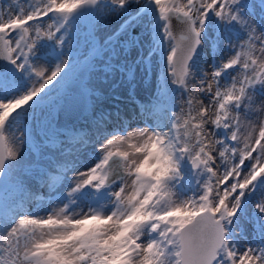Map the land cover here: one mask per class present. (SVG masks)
I'll list each match as a JSON object with an SVG mask.
<instances>
[{"label": "snow or ice", "instance_id": "1", "mask_svg": "<svg viewBox=\"0 0 264 264\" xmlns=\"http://www.w3.org/2000/svg\"><path fill=\"white\" fill-rule=\"evenodd\" d=\"M147 6L154 24L142 15ZM249 6L264 13V0H27L0 8V184L22 194L11 217L0 216V264H264V22ZM85 9L124 17L104 45L93 32L90 40L97 55L123 58L129 86L134 70L147 76L152 54L163 55L162 99L145 111L143 127L108 131L104 113L92 118L94 135L74 139L96 160L41 177L47 206L29 208L24 177L13 173L22 146L33 145L36 112L94 67L71 59L73 21ZM137 25L139 37L131 34ZM210 28L216 35L206 45ZM206 46L212 63L198 69ZM169 85L180 90L178 104L167 102ZM63 134L46 131V144ZM241 218L253 228L243 245Z\"/></svg>", "mask_w": 264, "mask_h": 264}, {"label": "bare ground", "instance_id": "2", "mask_svg": "<svg viewBox=\"0 0 264 264\" xmlns=\"http://www.w3.org/2000/svg\"><path fill=\"white\" fill-rule=\"evenodd\" d=\"M197 66L199 67V64ZM99 68L101 67L99 66ZM149 68L150 71L147 76H144L138 69L134 70L135 82L131 86L126 83L129 79L127 72L121 67L117 68L115 69V76L112 77V80L110 79L111 81L108 80L102 83L101 80H97L94 84V89L89 90L87 98L88 103L95 108L94 116L104 113V125L108 131H119L121 126L125 129L129 127L136 128L145 126V123L141 124L137 121L133 122V120L135 118L145 120V111L154 110L158 102L161 101V96L154 90L155 85H159L156 75L159 73L160 69L157 67L155 61L150 64ZM108 93H112V98L116 101L103 99L109 96ZM151 95H153L152 98L154 100L151 98ZM139 98L141 99L140 102L138 101ZM132 101H135L134 105ZM116 109L119 110L118 116L116 115ZM122 112L128 115L123 117ZM83 116H85V114L81 117L83 118ZM91 121L92 118H86L84 123L73 126L74 131H68L64 136L61 135L62 137H60V140L55 145L46 144V137H44L46 131L50 130L55 132L53 129H45V131L41 132L38 130L36 134L33 135V139H36L37 142L35 143L33 141L34 145H25L22 147L23 157L29 160L24 168L28 171H24L20 167L14 170L13 174H20L24 177V195L30 193L31 197L36 194L44 196L45 199L39 202L38 205L43 204L47 206L45 179H41V177L47 178L50 175L59 174L62 170L70 168L73 164H75L76 167L82 168L94 162L96 158L95 154L92 153H95V151L91 150L90 146L82 145L74 139L76 135L82 136L85 140L89 135H94ZM148 122L153 123L151 117L148 118ZM60 141H62V143ZM75 144L78 145V148L75 150H81V153H84V158L82 160H78L72 151H68V153L65 152L68 150L65 149V145L75 146ZM69 175L71 176V173H69ZM7 191H9V194L6 196L14 199V201H11L10 208L7 212V217H11L16 210V204L19 202L22 194L14 185L6 181V186L0 191V193L2 192L0 196H4L3 193ZM32 199L25 202L26 207L35 208L38 206H32Z\"/></svg>", "mask_w": 264, "mask_h": 264}, {"label": "rangeland", "instance_id": "3", "mask_svg": "<svg viewBox=\"0 0 264 264\" xmlns=\"http://www.w3.org/2000/svg\"><path fill=\"white\" fill-rule=\"evenodd\" d=\"M250 2L257 3V0H250ZM9 5H11L13 9H15L18 5L27 6V0H0V8L4 9L5 11L8 10ZM132 11L133 13H135L136 11L135 7L132 9ZM248 11L251 14L255 15L258 21L264 22V13L261 12L259 7L253 8L249 6ZM142 15L145 17L146 20L150 19L153 24L155 23L154 11L151 6H147L144 12L142 13ZM123 19L124 17H117L113 14H108V13L98 11V10L88 11L74 19L73 33H72L73 45H72L71 59L73 61L79 62L81 66H84L89 63L94 65L93 69L89 70L86 76L84 77V79L82 80V83H81L82 87H85L88 90H91V89L93 90L95 87L94 84L97 82V80H101L102 83L108 80L111 81L112 77L115 76V69L120 68L121 60L123 58L112 55L111 50L105 51L102 55H97L94 51H92V43L90 40V34L93 32V36H94L96 44L102 46L104 45L105 40H107L109 36L113 35L118 30L119 25L123 22ZM216 23L217 22H216L215 17H211L210 24L215 25ZM137 26H138V30L135 34L131 33L132 36H135V37L140 36L143 29H142V26L140 25H137ZM149 27H151V25H149ZM215 35L216 33L210 28L208 30V36L205 38L206 45H209L210 41L215 38ZM146 39L149 42L151 41L152 39L151 32L148 33ZM123 42H124V38L121 37L119 44L122 45ZM65 51H67V49H65ZM131 58L138 60L139 50H134L131 55ZM150 59H152V63H154L155 61L157 67H159L160 69L159 73L156 75L159 85L158 86L155 85L154 90L157 93H159V95L161 96V88L164 85V76L166 72V63L164 62L163 55L159 52H154L152 54V57H150ZM196 59H197V65L199 64V67L197 66L198 69L202 67L206 70L207 66L212 63L211 48L207 46L203 48V50L201 51V55L197 57ZM49 62L55 63L56 60L55 58H50ZM99 66L101 68H99ZM106 67H107V70H106ZM197 74L200 75L199 71L197 72ZM64 94H66V92L64 91V88L63 90L59 92L53 91L51 93L52 99L44 107L43 112L42 113L36 112V125L34 122L31 123L30 125L33 128V135L36 134L38 130L39 132H41V131H45V129H53L57 133H60L62 131L64 133L62 136H64L65 134L68 133V131H74L73 126L84 123L86 118L88 119V118L95 117L94 116L95 108L89 104L90 105L89 108L91 109V111L90 112L88 111L85 114V116H83V118L85 119L80 117L79 121L77 122L75 121L71 124H67L61 127H55L54 126L55 112L60 105V97ZM108 95L109 96H107L106 98L104 97L103 99L115 100L114 98H112L113 97L112 93L111 94L108 93ZM180 95H181L180 90L176 88V86L169 85V91H168V96H167L168 98L167 102L169 104L173 103L175 100L178 104L180 101ZM152 96L153 95H151V98ZM260 99L261 97H259L258 95L257 103H259ZM140 100L141 99L139 98L138 101L140 102ZM134 102L135 101H132L133 105H134ZM117 112H119V110H117ZM122 114H123L122 115L123 117H126L128 115L127 113L125 114L124 112H122ZM134 120L133 122L137 121V122H140L141 124L145 123V120H140V118H135ZM41 121H43V124H41ZM14 131H15L16 136H23V131L21 129L17 128ZM9 139H10V136H9ZM33 141L35 143L37 142L36 139H33ZM34 142H33V145H34ZM75 146L65 145V149H68L65 152L68 153V151H72L74 152L78 160H82L84 158V153H81V150L80 151L75 150L76 148H78L77 147L78 145L75 144ZM92 154H95V153L93 152ZM95 158H96V154H95ZM27 161L29 162V160L23 157V160H22L23 165L21 166L22 170H25L24 168L27 164ZM188 177H189V180H191V173H188ZM45 191L48 192V189L46 188ZM8 194H9V191L3 193L4 196H0V216L7 217V212L10 208V203L12 200L14 201L13 198H8V196H6ZM36 197H39V194L32 196V198H34V199L31 198L32 206L38 205V203L41 202L40 200L36 199ZM255 199L256 197L253 196L252 200H255ZM247 208H248V215L251 216V213L253 210L252 204L249 203ZM240 223L241 225H243V230L245 232L244 234H245L246 239H241L240 237H237V240L239 244L243 245L244 243L252 239L253 228H252V224L244 218H241Z\"/></svg>", "mask_w": 264, "mask_h": 264}, {"label": "water", "instance_id": "4", "mask_svg": "<svg viewBox=\"0 0 264 264\" xmlns=\"http://www.w3.org/2000/svg\"><path fill=\"white\" fill-rule=\"evenodd\" d=\"M91 11V9L83 10V13ZM138 26L131 29V33L135 34ZM83 67V66H82ZM89 70L78 72L68 83L64 86L66 94L60 97L61 104L56 110L55 127H61L71 124L80 119V117L89 111V103L87 95H85V87L81 83ZM6 186L0 184V191Z\"/></svg>", "mask_w": 264, "mask_h": 264}]
</instances>
